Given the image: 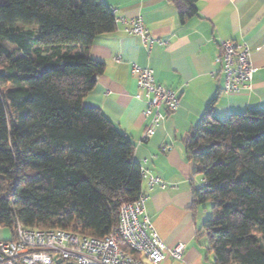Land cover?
<instances>
[{
    "label": "trees",
    "instance_id": "trees-1",
    "mask_svg": "<svg viewBox=\"0 0 264 264\" xmlns=\"http://www.w3.org/2000/svg\"><path fill=\"white\" fill-rule=\"evenodd\" d=\"M170 1L196 13L195 0ZM115 19L102 0H0V226L12 238L18 223L104 237L143 193L134 144L83 103L104 68L93 40ZM212 104L184 140L203 180L191 208L211 209L197 238L213 264H264V107L218 119Z\"/></svg>",
    "mask_w": 264,
    "mask_h": 264
},
{
    "label": "crops",
    "instance_id": "crops-1",
    "mask_svg": "<svg viewBox=\"0 0 264 264\" xmlns=\"http://www.w3.org/2000/svg\"><path fill=\"white\" fill-rule=\"evenodd\" d=\"M102 1L116 9V17L142 16L150 40L129 34L119 21L112 31L98 34L90 55L104 68L83 103L100 109L132 141L134 160L145 172L142 192L149 220L168 247L184 244L181 258L166 254L159 264H213L206 239L197 238L211 209L208 204L191 208V184L203 180L184 140L212 101L218 119L264 107V0H195L196 13L183 19L170 0ZM222 39L250 48L256 68L250 90L226 93L222 75H212ZM134 64L151 68L158 83L178 89L179 107L162 108L163 120L153 122L152 109L143 114L145 101L135 97ZM154 177L160 181L150 186ZM4 235L0 229V240L12 239Z\"/></svg>",
    "mask_w": 264,
    "mask_h": 264
},
{
    "label": "built area",
    "instance_id": "built-area-1",
    "mask_svg": "<svg viewBox=\"0 0 264 264\" xmlns=\"http://www.w3.org/2000/svg\"><path fill=\"white\" fill-rule=\"evenodd\" d=\"M132 35L150 40L142 16L116 17ZM163 44V42H160ZM217 67L212 75H222L223 90L239 93L251 89L256 68L251 60V50L245 43L231 39L220 40V52L215 56ZM132 73L138 91L135 97L145 101L143 114L152 109L153 122L163 120L162 108L172 112L180 103L178 89L157 82L151 68L134 64ZM151 125L144 135L150 132ZM145 176V172L142 173ZM154 177L149 182H159ZM162 186H164L162 184ZM144 193L132 202L119 206L118 219L104 237L82 236L62 229H28L20 223L15 226V238L0 240V264H159L168 254L173 258L183 256L184 244L168 247L160 240L145 211ZM127 246L130 253L122 248Z\"/></svg>",
    "mask_w": 264,
    "mask_h": 264
},
{
    "label": "rangeland",
    "instance_id": "rangeland-1",
    "mask_svg": "<svg viewBox=\"0 0 264 264\" xmlns=\"http://www.w3.org/2000/svg\"><path fill=\"white\" fill-rule=\"evenodd\" d=\"M22 27L24 28V29H27L28 27L27 26H24V25H22ZM228 116H226V118H227ZM222 119H225V118H222ZM208 205H210L209 203H207ZM210 216V215H209ZM209 216H207V217H209ZM0 229H2V230H4V236H5V238H10L11 237V235H12V232H11V230L8 228V227H6V226H0Z\"/></svg>",
    "mask_w": 264,
    "mask_h": 264
}]
</instances>
